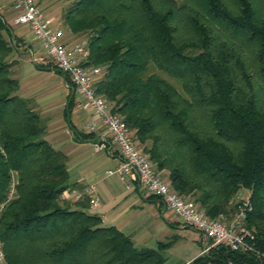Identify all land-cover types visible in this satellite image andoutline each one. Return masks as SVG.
<instances>
[{"label": "trees", "instance_id": "trees-1", "mask_svg": "<svg viewBox=\"0 0 264 264\" xmlns=\"http://www.w3.org/2000/svg\"><path fill=\"white\" fill-rule=\"evenodd\" d=\"M68 1L62 22L86 37L85 64L100 67L95 91L122 117L155 170L165 171L169 186L191 196L209 217L229 218L238 188L248 191L245 246L209 244L180 264H264V13L257 3ZM13 40L0 12V240L6 264H165L172 241L136 246L129 234L86 210V195L63 198L73 184L66 155L46 140L45 120L16 92ZM54 70L73 88L67 73ZM72 103L69 92L67 122ZM72 130L76 140L93 138ZM146 198L162 203L154 194Z\"/></svg>", "mask_w": 264, "mask_h": 264}, {"label": "crops", "instance_id": "crops-1", "mask_svg": "<svg viewBox=\"0 0 264 264\" xmlns=\"http://www.w3.org/2000/svg\"><path fill=\"white\" fill-rule=\"evenodd\" d=\"M3 3V0H0V9ZM42 8L44 10L43 5ZM7 9L12 15L7 22L9 26H13L10 27L12 33L18 38L14 49L16 56L13 57L16 63L10 68L11 75L18 80L16 92L28 98L45 120L46 140L66 155V169L69 181L73 184L63 192V198L75 201L77 198L68 195L71 190L78 191L81 196L86 195L88 198L84 187L91 185L89 194L94 197L95 204L87 202L86 210L98 214L102 224H112L129 234L133 242L138 237L145 240L149 236L148 220L152 219V222L155 217L161 219L158 202L146 198L135 176L119 178L114 174L105 173L106 168L118 162L119 156L108 143L101 149L92 147V143L98 141L102 134L101 125L96 117L92 116L90 109L78 106V95L70 88L64 74L54 70V64L42 53L27 27L13 24V12L9 3ZM44 12L48 14L46 10ZM53 26H56L54 20ZM59 30L62 33V41L71 43L77 39V36L66 28ZM69 92L72 93L73 103L67 122L63 117V109ZM72 129L91 132L93 138L76 140ZM168 212L173 215L170 210Z\"/></svg>", "mask_w": 264, "mask_h": 264}, {"label": "built area", "instance_id": "built-area-1", "mask_svg": "<svg viewBox=\"0 0 264 264\" xmlns=\"http://www.w3.org/2000/svg\"><path fill=\"white\" fill-rule=\"evenodd\" d=\"M9 6L13 12V24L27 27L45 57L58 69L67 73L78 95V106L90 109L92 116L96 117L101 125L102 134L98 141L92 143V147L101 149L108 143L117 152L118 162L106 168L105 173L114 174L119 178L135 176L144 193L159 196L175 218L202 233L211 244L222 242L232 249L243 248L244 235L247 234L244 225L247 190L243 186L238 188L235 194L238 205L229 218L222 215L209 217L192 198L182 196L173 190L137 145L122 117L112 112L104 97L95 91L94 81L99 76L100 67L85 64L87 57L85 43L62 41L61 31L53 26V20L44 12L41 0H9ZM91 190V185L84 187L88 202L95 204L94 197L89 194ZM68 195L79 198L81 193L71 190ZM0 264H6L1 240Z\"/></svg>", "mask_w": 264, "mask_h": 264}, {"label": "rangeland", "instance_id": "rangeland-1", "mask_svg": "<svg viewBox=\"0 0 264 264\" xmlns=\"http://www.w3.org/2000/svg\"><path fill=\"white\" fill-rule=\"evenodd\" d=\"M3 2V7H1L2 9H0V12L6 18L5 20L9 22L12 16L7 9V3H9V0L8 2L3 0ZM254 2L257 3V8L260 10V12L264 13V0H254ZM68 3V0H41L44 10H46L48 14L51 15L56 25L55 27L58 29H65V26L62 22V14ZM10 27L12 28L13 26L10 25ZM85 38V35L81 34L77 36V39H75L73 42H84ZM12 42L17 44V42L14 40ZM19 49L21 50L22 48L20 47ZM14 56H16L15 52L12 53L11 57L13 58ZM158 173L164 180L167 181L164 170L158 171ZM247 192L248 191H246V193ZM145 194L147 195L148 193ZM185 197L192 198L189 195H185ZM155 201L158 202L157 205L160 207L158 213L160 214L162 220L158 217H155L151 222L152 219H149L147 228L149 231V236L145 240L138 237L134 244L136 246H154L157 240L163 242L172 241L170 245L164 249V254L166 256L165 264H180L190 260L197 254L204 253L206 246L211 244L210 240L204 237L197 230L184 224L171 215L163 203H159L158 200Z\"/></svg>", "mask_w": 264, "mask_h": 264}]
</instances>
